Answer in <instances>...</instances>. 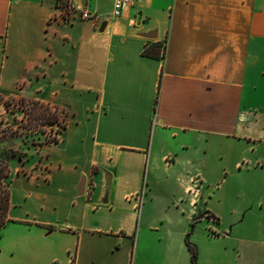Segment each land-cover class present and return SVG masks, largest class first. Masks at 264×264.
I'll return each mask as SVG.
<instances>
[{
  "label": "crops",
  "instance_id": "obj_1",
  "mask_svg": "<svg viewBox=\"0 0 264 264\" xmlns=\"http://www.w3.org/2000/svg\"><path fill=\"white\" fill-rule=\"evenodd\" d=\"M113 4L0 0V96L66 118L0 264H264V0Z\"/></svg>",
  "mask_w": 264,
  "mask_h": 264
},
{
  "label": "trees",
  "instance_id": "obj_2",
  "mask_svg": "<svg viewBox=\"0 0 264 264\" xmlns=\"http://www.w3.org/2000/svg\"><path fill=\"white\" fill-rule=\"evenodd\" d=\"M22 109V120L17 122L12 117V124L9 123L5 128H0V230L7 223V214L10 205V179L12 172V162L14 158L21 159L15 150V143L21 141L22 144L30 143L33 146H42L44 144H56V138L40 140L44 135V130L39 129L41 125H57V134H59L66 125L65 116L61 118L58 109L38 101L26 102L20 100ZM15 114V112H14ZM190 249L191 246L188 245ZM194 256V254H193Z\"/></svg>",
  "mask_w": 264,
  "mask_h": 264
},
{
  "label": "rangeland",
  "instance_id": "obj_3",
  "mask_svg": "<svg viewBox=\"0 0 264 264\" xmlns=\"http://www.w3.org/2000/svg\"><path fill=\"white\" fill-rule=\"evenodd\" d=\"M64 13L66 12L62 11L60 15H63ZM20 100L21 99L4 98L0 96V128L1 129L8 126L9 123L12 124V117H14L15 120H17V122L22 120L23 118L22 109L24 107L23 105H21ZM25 101L30 102V100H26V99ZM60 115H61V118L64 117L62 113ZM57 128H58L57 125H46V126L41 125L39 129L44 130L45 133L44 135H41L40 140H43V139L45 140V138L48 140L56 138V136L59 135L56 133ZM14 145H15L14 148L17 154L21 156V159H18V157L13 159V162H12L13 168H12L11 176L9 177L10 181L13 175L17 171H27V167L25 165L27 160H31L30 162H32L35 159L37 160L43 157V153H41V149H39V146H33L30 143L22 144L21 141H17ZM11 189L21 190L20 187L17 186L16 182L14 181L10 183V190ZM29 206H31V201L26 200L24 203V207L20 209L17 208L14 210V212L16 215H24L27 212V210L31 208ZM19 230H20V227L14 223L6 224V226L4 225V229L2 227V229L0 230V246H5L4 244L7 242H4L5 241L4 239L9 237L11 233L13 232H19ZM26 245H28V243H26L25 246ZM6 254L9 255L8 251H6ZM12 260H16V259H11V257H9L7 261H12ZM173 263H178V261H175L172 256L167 257L166 260L164 261L160 259H152L151 261L146 262V264H173ZM187 264H190V260H187Z\"/></svg>",
  "mask_w": 264,
  "mask_h": 264
},
{
  "label": "built area",
  "instance_id": "obj_4",
  "mask_svg": "<svg viewBox=\"0 0 264 264\" xmlns=\"http://www.w3.org/2000/svg\"><path fill=\"white\" fill-rule=\"evenodd\" d=\"M134 0H114L112 17H119L123 14V12L133 4ZM81 16L84 19H93L95 14H93L90 10L85 9Z\"/></svg>",
  "mask_w": 264,
  "mask_h": 264
}]
</instances>
